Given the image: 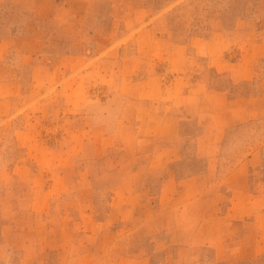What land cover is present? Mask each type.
<instances>
[{"label": "rangeland", "instance_id": "obj_1", "mask_svg": "<svg viewBox=\"0 0 264 264\" xmlns=\"http://www.w3.org/2000/svg\"><path fill=\"white\" fill-rule=\"evenodd\" d=\"M0 264H264V0H0Z\"/></svg>", "mask_w": 264, "mask_h": 264}]
</instances>
